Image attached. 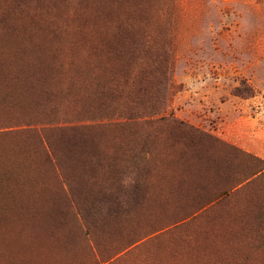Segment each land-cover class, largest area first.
<instances>
[{
	"label": "rangeland",
	"instance_id": "rangeland-1",
	"mask_svg": "<svg viewBox=\"0 0 264 264\" xmlns=\"http://www.w3.org/2000/svg\"><path fill=\"white\" fill-rule=\"evenodd\" d=\"M144 68L156 129L115 115L135 93L121 72ZM244 83L254 96L235 95ZM180 123L264 161V0H0V264H264L223 247L230 219L257 223L262 185L185 219L176 191L217 175L176 142ZM120 190L126 212L89 229L96 253L83 233Z\"/></svg>",
	"mask_w": 264,
	"mask_h": 264
},
{
	"label": "trees",
	"instance_id": "trees-1",
	"mask_svg": "<svg viewBox=\"0 0 264 264\" xmlns=\"http://www.w3.org/2000/svg\"><path fill=\"white\" fill-rule=\"evenodd\" d=\"M122 52V56L126 62V67L133 66L140 59L139 52L136 48H130L129 50H125ZM121 73V77H124L122 79L125 82L122 85L124 87L126 85L127 91L132 90L133 92V88H135V93L134 97L132 98L126 97L125 99V97L123 96L119 97L121 100H124L125 103H129L132 109L117 112L118 114L115 115H118L119 117L125 116L123 117L125 120L141 124L143 127H147L150 129H156L158 126L166 123L167 118H165V116H162L164 113L163 100L160 101L159 99H157L156 101H154V99H145V94L148 91V84L145 82V80L148 76H152L151 71L148 72L144 68L141 69L140 72H138V70H131L130 72H127L126 69V71ZM162 75H164V72L160 76ZM129 84L132 86H130ZM123 88L122 90L126 91ZM114 90H108V96H113L117 91ZM122 90H120L119 95H122L124 93L121 92ZM234 93L235 95L240 97L254 96V92H252L250 88L248 89L245 83L242 87L236 88ZM116 98L111 99V101L115 100ZM136 120H140V122H136ZM167 127H171V130L175 134L174 139H176V142L179 143L181 147H184L185 150L190 149V154L192 153L191 157H194V160H198L199 162H202L203 160L204 165L208 166V171H213L217 175L215 178H211V180L209 179L207 187L202 188V186L198 184L196 186V191L199 194H201L202 191H204L205 193L203 192L204 194L199 196H197L198 193H195L192 199H190V197L188 198L186 190H184L183 187L176 184L180 186V188L176 191V198L187 199V210H192L191 214H189V216L185 219L191 218L190 216H192V214L194 213H211L212 215H215L217 211L219 212V208L221 206H224L227 201H229L233 196L241 195L242 193L249 190H255L261 185L262 186L259 189L264 188L263 160L224 143L219 142L221 148H218V146L215 144L216 141L212 140L213 138L207 137L202 132H199L192 127L189 128L182 123L177 125L171 124ZM210 141H212V143ZM182 156H189V154L185 153ZM182 161L187 163V160ZM129 187L133 188L134 195H132L131 198L134 202L139 203L140 199L141 201L144 200L147 193L144 191L141 184H136V182H134L133 185H131L130 182ZM130 192L131 190L129 191V193ZM125 195L126 194L124 193V191L120 190V194L117 196L113 204L109 203L108 205H102V213L95 216L92 215L90 224L87 223L88 230L84 231L83 233V237H85L84 241H88L87 243L89 244L90 242H92L93 244L91 245L94 246L96 253L97 248L100 246L96 245V243L91 239V230L89 229L103 224L107 220V218L112 219L116 218L118 215H123L126 211H124V213L120 211L121 209H123ZM135 196H137V198ZM255 199L254 201L251 200L249 202H246L247 207L249 204L257 206L258 213L255 217V222L257 223L254 227H252L247 222L239 221L238 218L234 219V221L233 219H230V223L235 224V226L239 225V232L237 230L234 232V228L232 227L229 228V231L227 233L230 234L231 238L229 239L228 237L229 242L224 244L223 247L225 249L232 248L237 251H241L242 249V251H245L248 254L249 252L255 253L264 249V241L257 240V237L255 236L249 237V235L253 234L254 231L259 234L264 233V202H262L260 199L255 201ZM103 212L104 215L102 217ZM216 216H218L219 218L223 217L221 213H218ZM145 237L147 236H144L143 238ZM247 238L249 240L248 242L245 241ZM136 242H129V244L124 249H128ZM91 245H87V248H90ZM124 249H122L120 252L122 253ZM89 253L95 256L94 249H89ZM112 259L113 256H110L105 260V262H109ZM228 261L229 259L227 261L217 259L218 264H222L223 262L225 263ZM228 264H236V262L233 261V263L230 262Z\"/></svg>",
	"mask_w": 264,
	"mask_h": 264
}]
</instances>
